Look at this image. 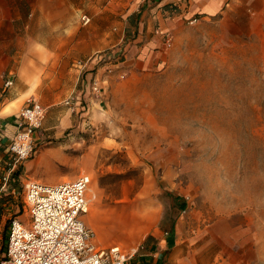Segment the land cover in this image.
<instances>
[{"label":"rangeland","instance_id":"obj_1","mask_svg":"<svg viewBox=\"0 0 264 264\" xmlns=\"http://www.w3.org/2000/svg\"><path fill=\"white\" fill-rule=\"evenodd\" d=\"M145 1L0 0V40L18 60L36 39L57 54L31 75L41 91L29 99L46 115L0 228L14 216L25 221L26 180L51 185L88 174L82 218L97 246L132 255L150 230L165 227L175 229L165 264H264V0H233L186 22L156 63L122 68L121 51L139 44L131 40ZM95 55L105 59L92 68ZM102 64L109 81L94 95L100 104L65 126L69 89Z\"/></svg>","mask_w":264,"mask_h":264},{"label":"built area","instance_id":"obj_2","mask_svg":"<svg viewBox=\"0 0 264 264\" xmlns=\"http://www.w3.org/2000/svg\"><path fill=\"white\" fill-rule=\"evenodd\" d=\"M85 23L89 17L82 16ZM196 18L188 22L193 23ZM171 38L167 39L168 45ZM102 55H99V57ZM106 70L116 64L109 60ZM8 78L3 88L12 85ZM92 93L100 92L94 81ZM68 103V102H67ZM46 108L29 99L15 116L16 132L6 147V168L0 176V195L14 194L12 184L19 167L36 154L35 133L43 125ZM91 178L79 174L56 184L28 179L22 187V214L10 219L5 232L6 244L0 253V264H129L128 255L119 245L97 246L95 231L82 218L90 205L88 191ZM0 228V245L3 239Z\"/></svg>","mask_w":264,"mask_h":264},{"label":"crops","instance_id":"obj_3","mask_svg":"<svg viewBox=\"0 0 264 264\" xmlns=\"http://www.w3.org/2000/svg\"><path fill=\"white\" fill-rule=\"evenodd\" d=\"M232 1L146 0L139 10L140 20L136 27L137 34L135 38H131L132 43L139 42V44L137 46L133 44V48L129 50L124 48L121 51L122 58L117 63L122 68L126 65L132 68L144 61L147 64L156 63L169 46L167 39H173L176 31L184 27L186 22L192 18L200 20L221 13ZM3 25L4 23L0 21V28ZM28 47L27 50H24L27 57L18 60L13 48L0 40V176L6 168V147L16 132L15 116L31 98L30 95L41 91V89H36L40 81H33L31 75L34 74L35 69L40 68L43 60L50 62L57 59L55 48L44 40H31ZM134 49L135 51H132ZM58 56L59 60L64 59L61 53ZM104 59L103 55L100 57L95 55L91 59L90 66L93 68ZM102 65L97 66L98 68L94 72L84 71L79 87L69 89L70 95L65 98V107L61 109V122L65 126L77 125L78 118L88 111L95 110V105L100 104L97 99H94L95 94L92 93L91 87L92 83L96 81L99 84L100 92L102 94L106 92L109 78L107 74H104L105 65ZM78 67L76 71L79 72L84 65L79 64ZM8 78H11L13 83L10 87L3 88V83ZM37 132L38 130L35 133V141L39 143ZM29 164L30 162H24L19 167L17 172L19 176L26 173ZM174 230V228L169 231L159 227L150 230L134 249L129 264H165L171 260V251L175 244Z\"/></svg>","mask_w":264,"mask_h":264},{"label":"trees","instance_id":"obj_4","mask_svg":"<svg viewBox=\"0 0 264 264\" xmlns=\"http://www.w3.org/2000/svg\"><path fill=\"white\" fill-rule=\"evenodd\" d=\"M128 19H129V21H130V23H132L133 22V20H134V15H130L129 17H128ZM172 197H173V199H177L178 197L176 196V195H172ZM11 200V195L9 194V193H7V194H2V195H0V211L2 210V204L3 203H8L9 201ZM161 229H164V230H171V229H169V228H161ZM5 232H4V234H3V239H2V247L4 246V244H5ZM0 248V250H2L3 248Z\"/></svg>","mask_w":264,"mask_h":264},{"label":"bare ground","instance_id":"obj_5","mask_svg":"<svg viewBox=\"0 0 264 264\" xmlns=\"http://www.w3.org/2000/svg\"><path fill=\"white\" fill-rule=\"evenodd\" d=\"M95 231V230H94Z\"/></svg>","mask_w":264,"mask_h":264}]
</instances>
